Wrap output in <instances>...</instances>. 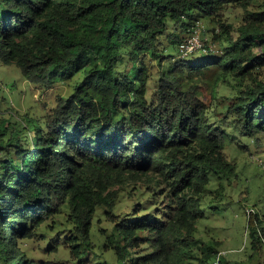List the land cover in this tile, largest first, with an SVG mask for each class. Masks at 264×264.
<instances>
[{"label":"trees","instance_id":"16d2710c","mask_svg":"<svg viewBox=\"0 0 264 264\" xmlns=\"http://www.w3.org/2000/svg\"><path fill=\"white\" fill-rule=\"evenodd\" d=\"M254 1L0 0V62L36 85L76 82L45 116L0 123L4 264H55L21 246L64 209L74 221L67 247L79 258L92 246L98 208L114 223L110 243L122 264H196V257L213 264L217 246L196 231L210 173H235L225 154L227 119L257 144L264 139V9L251 12ZM233 8L247 13L237 37L220 20ZM202 20L221 30L213 29L216 53L167 60L163 43L180 46ZM214 76L244 82L220 112L204 90ZM139 183L166 185L165 216H112L119 190ZM253 213L248 228L258 252L264 227ZM148 242L154 252L135 258L131 248Z\"/></svg>","mask_w":264,"mask_h":264},{"label":"rangeland","instance_id":"374dc122","mask_svg":"<svg viewBox=\"0 0 264 264\" xmlns=\"http://www.w3.org/2000/svg\"><path fill=\"white\" fill-rule=\"evenodd\" d=\"M264 9V0H255L249 10L257 12ZM247 13L242 8L230 9L220 17L233 27L232 35L237 37V28L245 21ZM204 24L203 40L207 46H218L213 43V29L221 32L218 26L207 20ZM170 22V30L173 27ZM164 56L169 61L181 60L179 46L164 42ZM195 57V55H194ZM161 67L156 60L152 64L154 78L159 75ZM264 77V68L258 71ZM76 79L78 77H75ZM204 79V90L210 103L220 112L223 104L238 93L244 82L235 76ZM247 83H250L248 81ZM75 79L68 84H56L53 87L36 85L28 81L15 65H5L0 62V123L17 124L25 122L24 117L41 118L52 112L60 99H67L75 89ZM227 97V98H226ZM225 117L218 118V120ZM227 146L225 154L228 162L235 166V173L225 177L214 172L210 173L211 181L204 195L201 209L205 218L197 223L196 238L204 243H214L219 252H227L222 264H264V245L258 252L251 247V237L248 228L250 214L253 210L264 227V139L260 144L246 136L242 127L227 119ZM157 173V172H156ZM119 189V188H118ZM167 187L161 184L150 186L143 183L126 185L119 190L112 216H122L132 220L135 217L161 212L165 216L164 204ZM74 221L69 211L40 226L31 240L22 243L21 250L30 258L38 261H50L55 264H122L117 257L110 241L113 237L114 223L107 211L98 208L92 230V246L86 249L79 258L71 254L67 247L74 233ZM154 247L148 242L131 248L134 257H143L154 252ZM201 253H197L200 256ZM195 257V256H194ZM196 257L191 262L198 263ZM1 264H4L0 256Z\"/></svg>","mask_w":264,"mask_h":264},{"label":"built area","instance_id":"2783aa9c","mask_svg":"<svg viewBox=\"0 0 264 264\" xmlns=\"http://www.w3.org/2000/svg\"><path fill=\"white\" fill-rule=\"evenodd\" d=\"M203 32H204V24L202 22H197L195 26L191 28L189 34L179 46L180 58L184 59L194 54L215 51V48L213 46H207L206 43L204 42ZM248 212L250 214L253 212V210H250ZM226 255L227 252H220L213 261V264H221V259Z\"/></svg>","mask_w":264,"mask_h":264}]
</instances>
